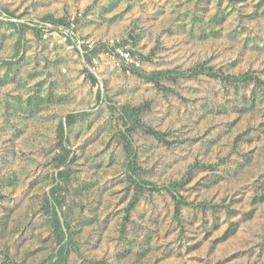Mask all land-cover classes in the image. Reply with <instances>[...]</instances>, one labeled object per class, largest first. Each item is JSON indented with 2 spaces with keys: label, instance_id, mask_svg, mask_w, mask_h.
<instances>
[{
  "label": "rangeland",
  "instance_id": "obj_1",
  "mask_svg": "<svg viewBox=\"0 0 264 264\" xmlns=\"http://www.w3.org/2000/svg\"><path fill=\"white\" fill-rule=\"evenodd\" d=\"M201 64L264 80V0H0V264L59 246L54 186L67 264H264V81L143 75Z\"/></svg>",
  "mask_w": 264,
  "mask_h": 264
},
{
  "label": "trees",
  "instance_id": "obj_2",
  "mask_svg": "<svg viewBox=\"0 0 264 264\" xmlns=\"http://www.w3.org/2000/svg\"><path fill=\"white\" fill-rule=\"evenodd\" d=\"M57 23H59V24L65 23V20L64 19L58 20ZM68 31L71 32V30H68ZM83 47L87 51V53H86L87 59L90 61L89 52L91 53L92 49H89V47L85 44L83 45ZM203 71H207L209 73H212V75H215V76L219 75L221 78L228 79V80H234V81L250 80V79H253L256 83L264 81V80L260 79L258 76L251 74V73H245V74L236 75V76L226 75L221 70H213V68L207 67L203 64H201L198 67L193 68L191 70L185 71V72H176V70L152 71V72H144L143 75L148 77L150 80L155 81L157 84H160L161 80L166 78L167 76H171L172 78H175L178 73H180L181 75H186L188 73L191 75H196L199 72H203ZM92 78L94 80L96 79L94 76H92ZM99 95L101 96V92H99ZM122 115H123V118L126 120V122H125L126 125H127V123L129 124V126L127 127V130H131V128H133V126L135 125L133 123H135L137 121L136 120V118H137L136 112L134 110H132L129 106H126V107L122 108ZM69 117L71 118V116H68V119H70ZM129 119H134V122L130 123ZM146 129H147V131L153 133L154 135L160 136V132L155 130L154 128L147 126ZM63 135H66L65 131H63ZM122 135H123V138L125 140L126 150L128 152V155H129V161L127 164V171H128L129 176L137 184V186H141V184L142 185L150 184L151 188L159 189V186H156L155 184H152L150 182L148 183L147 181H144V180H139V179L134 178L132 176L133 174L131 171L136 166V161L134 159V145L131 142V138L127 134L126 130H122ZM68 152H71V149H68L67 146H64L63 154L61 153L62 159L60 160V164H61L60 167L62 169H60L58 171V174H60V175L65 170H67L69 163L75 157L74 154H72V156H69ZM177 185H178V183L171 182L170 184L165 185L164 187L173 193V195L176 199L177 213H179L180 207L183 204H189V203H188V201L185 200V198L182 195L177 194L174 191L176 189ZM56 192H57V186H54L53 188H51V191H50L51 196H47L46 200H47L48 206L51 208L52 213H53L54 228H55V232L57 235L56 237H57L59 246L56 248V250L53 253H51L49 258H47V260H45L43 264H67V250H68L70 242H71V239L69 238V235L67 233V229H68L69 224L67 221L62 220V218L59 214V210L57 209L58 205L61 203V200H60L58 194H56Z\"/></svg>",
  "mask_w": 264,
  "mask_h": 264
},
{
  "label": "built area",
  "instance_id": "obj_3",
  "mask_svg": "<svg viewBox=\"0 0 264 264\" xmlns=\"http://www.w3.org/2000/svg\"><path fill=\"white\" fill-rule=\"evenodd\" d=\"M67 35H71V32H66V38H67ZM85 45H87L89 47V49H93V43L90 42V41H86L85 42ZM119 60L121 61H126L127 64L129 63H134L136 65H138V62L135 61L133 58H132V53L131 51L127 50L126 48H121L119 50Z\"/></svg>",
  "mask_w": 264,
  "mask_h": 264
}]
</instances>
